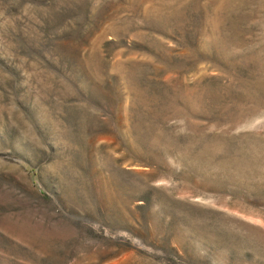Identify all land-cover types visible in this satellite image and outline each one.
Returning <instances> with one entry per match:
<instances>
[{
  "label": "rangeland",
  "instance_id": "374dc122",
  "mask_svg": "<svg viewBox=\"0 0 264 264\" xmlns=\"http://www.w3.org/2000/svg\"><path fill=\"white\" fill-rule=\"evenodd\" d=\"M0 264H264V0H0Z\"/></svg>",
  "mask_w": 264,
  "mask_h": 264
}]
</instances>
